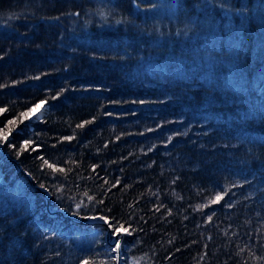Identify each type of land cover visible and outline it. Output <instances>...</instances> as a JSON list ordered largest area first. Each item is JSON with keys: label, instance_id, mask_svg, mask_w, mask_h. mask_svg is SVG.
I'll return each mask as SVG.
<instances>
[{"label": "trees", "instance_id": "trees-1", "mask_svg": "<svg viewBox=\"0 0 264 264\" xmlns=\"http://www.w3.org/2000/svg\"><path fill=\"white\" fill-rule=\"evenodd\" d=\"M0 109L50 208L129 229L122 264H264V0H0ZM8 157L0 264H115Z\"/></svg>", "mask_w": 264, "mask_h": 264}, {"label": "snow or ice", "instance_id": "snow-or-ice-1", "mask_svg": "<svg viewBox=\"0 0 264 264\" xmlns=\"http://www.w3.org/2000/svg\"><path fill=\"white\" fill-rule=\"evenodd\" d=\"M75 15H78V13H75ZM117 23H120V21H117ZM45 104H46V101L42 100L39 103L34 104V106L32 108H29L27 111L22 112L21 113V117H22L21 122H23V120H27V119H30V118H33V117H36L37 119H39L40 116L42 115V110L44 109ZM0 111H3V109H0ZM91 122L92 121H87V123H91ZM9 123L15 124V121H10ZM78 127L83 128L84 125L80 124V125H78ZM10 132H11V129H9L8 132H4L2 134V137H0V138H2L3 141L7 142L8 139H9V133ZM65 139L70 141V140L74 139V137L69 136V137H66ZM169 139H171V137ZM31 143H32L31 141H25L24 145L22 146V150H27V148L31 145ZM10 146H12V145L10 144ZM41 159H43L44 164H46L47 167L50 168L53 172H56V171L63 172L64 171V169H62V168L57 169L53 164L49 163V161L47 159H44L43 157ZM92 170H93V172H95V166L93 167ZM245 180H247V178H245ZM105 183H107V181H105ZM119 183H120V181H119V179H117L116 183L113 184V187H116L117 185H119ZM243 186H244L243 184H233L232 185L233 188H235V187L243 188ZM40 187L44 188V185L41 184ZM225 195H227L226 192L224 194L218 193L215 196V198L212 199L211 204H213V205L219 204L222 200L225 199ZM89 199H91V197H89ZM102 202L103 201H101V203ZM227 206L231 207L230 204H228ZM89 218L90 219L103 220L106 224L110 223L109 220L106 219L104 216L89 217ZM211 220H212V216H208V221L211 222ZM112 231L115 234H117V235L126 234V233L130 234L129 233V229L126 228L123 224H120L119 227L112 226ZM115 243H116V247L112 249L113 252H116L119 249V247H120V242L118 240L115 241ZM79 264H90V261L87 260V259H82V260H80Z\"/></svg>", "mask_w": 264, "mask_h": 264}, {"label": "water", "instance_id": "water-1", "mask_svg": "<svg viewBox=\"0 0 264 264\" xmlns=\"http://www.w3.org/2000/svg\"><path fill=\"white\" fill-rule=\"evenodd\" d=\"M0 150L2 151L1 147H0ZM2 153L5 155V157H8V155H7L6 153H4V152H2ZM16 165H17L18 170H19L21 173H23V175H24V176L26 177V179L29 181V178H28L27 174L21 169V167H20L18 164H16ZM29 186H30L32 189L37 190L38 192L42 193V195H43V197H44V199H45L46 211H47L49 214H53V215L60 214V215H61V212H59L58 210H50V209H49V206H48V197H47V194H46V193L42 192V191H43L42 188H40V187L37 186V185H33V184H31V182L29 183ZM41 189H42V190H41ZM70 218H71V221H73L75 224L81 226L82 228H85V227H87V226L92 227V226H95V225H97V224L102 225V226H104V227L107 226V228H106V232H105V238H106V240H108L109 236L111 235V232H110L111 230L108 228V224L103 223L102 221L95 220V219H90V218H89V219H84V220L79 219V218H74V217H70ZM121 236H122V234H121V235H117V234H115V235H114V238H113V241H112V242H109V243H108V246L111 247L112 245H114V242L117 241V240L119 241L120 238H121ZM117 252H119V249L117 250Z\"/></svg>", "mask_w": 264, "mask_h": 264}, {"label": "bare ground", "instance_id": "bare-ground-1", "mask_svg": "<svg viewBox=\"0 0 264 264\" xmlns=\"http://www.w3.org/2000/svg\"><path fill=\"white\" fill-rule=\"evenodd\" d=\"M45 107H48L46 104H45ZM22 169V168H21ZM25 173H26V171L24 170V169H22ZM20 172V171H19ZM21 173V172H20ZM22 175H23V173H21ZM27 174V173H26ZM24 176V175H23ZM27 176H28V174H27ZM24 178H25V180H26V182L29 184L30 182H31V180L29 179V181L26 179V177L24 176ZM28 178H29V176H28ZM32 184V183H31ZM37 186H39V185H37ZM40 187V186H39ZM41 188V187H40ZM44 191H45V188H42ZM47 194V193H46ZM47 197H48V194H47ZM48 206H49V208H50V205H49V199H48ZM45 209H46V205H45ZM53 209H55V208H53ZM59 209H61V212L63 213V214H66L67 213V217H61L60 216V214H57V215H59L62 219H65V220H67L69 223H72V224H75L73 221H71V218L70 217H74V218H79V219H82V220H84V219H86V218H89L90 216H87V217H85V218H81V217H79V216H76V215H74L73 213H68V212H66L64 209H62V208H58V209H55V210H59ZM51 215H53V214H51ZM100 217V215H95V216H91V217ZM106 218V217H105ZM107 219V218H106ZM95 220H97V219H95ZM109 220V219H108ZM75 225H77V224H75ZM79 226V225H78ZM99 227H102V228H104V231H103V245L105 246V247H107V248H111V247H109L108 246V240H106V238H105V232H106V228L104 227V226H102V225H100ZM109 228H110V223H109ZM110 230H111V228H110ZM111 233H112V230H111ZM113 234V233H112ZM122 237H123V234H122V236H121V238H120V240H119V242L121 243V239H122ZM120 254H121V251H120V247H119V252H115V264H120L119 262H120ZM122 256V255H121ZM121 259H122V257H121Z\"/></svg>", "mask_w": 264, "mask_h": 264}, {"label": "rangeland", "instance_id": "rangeland-1", "mask_svg": "<svg viewBox=\"0 0 264 264\" xmlns=\"http://www.w3.org/2000/svg\"><path fill=\"white\" fill-rule=\"evenodd\" d=\"M40 101H42V100H40ZM40 101H37V102H35V103H33L31 106H29V108H32L33 106H34V104H36V103H39ZM48 112V107H45L44 106V109L42 110V115L40 116V117H42V116H44V115H46V113ZM33 118H35V117H33ZM1 147V146H0ZM3 152V151H2ZM5 153V152H4ZM9 158V160L12 162V163H14V164H18V162L15 160V159H13V158H10V157H8ZM19 165V164H18ZM20 166V165H19ZM29 185V184H28ZM34 185V184H33ZM30 187V186H29ZM31 188V187H30ZM32 189V188H31ZM42 190V189H41ZM42 192H44V190L42 191ZM50 210H55V209H53V208H49ZM59 212H61V209H59L58 210ZM61 217H67V213L66 214H63L62 212H61V215H60ZM91 217V216H90ZM98 217V216H97ZM86 219H89V218H86ZM108 219V218H107ZM97 220H99V221H102L103 223H105L103 220H100V219H97ZM97 226H100L99 224H97V225H95V226H92L93 228H95V227H97ZM85 228H90V226H87V227H85ZM105 228H107V226L105 227ZM108 228H109V224H108ZM111 228V227H110ZM109 228V229H110ZM87 231V230H86ZM92 231V230H91ZM111 232V231H110ZM113 233V234H112ZM111 233V235L109 236V238H108V243L109 242H112L113 241V238H114V235H115V233L114 232H112ZM116 247V243L114 242V245H112L111 246V248L113 249V248H115ZM121 254H120V264H122V259H121ZM114 259H115V254H114Z\"/></svg>", "mask_w": 264, "mask_h": 264}, {"label": "clouds", "instance_id": "clouds-1", "mask_svg": "<svg viewBox=\"0 0 264 264\" xmlns=\"http://www.w3.org/2000/svg\"><path fill=\"white\" fill-rule=\"evenodd\" d=\"M98 15L100 16V17H104L105 16V13H104V10L103 9H100L99 11H98ZM14 17H12V16H8V19H13Z\"/></svg>", "mask_w": 264, "mask_h": 264}]
</instances>
